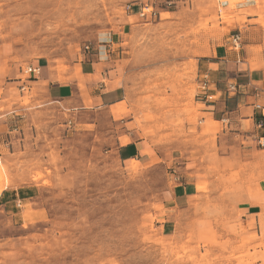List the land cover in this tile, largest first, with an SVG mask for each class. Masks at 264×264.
Wrapping results in <instances>:
<instances>
[{
    "label": "rangeland",
    "instance_id": "rangeland-1",
    "mask_svg": "<svg viewBox=\"0 0 264 264\" xmlns=\"http://www.w3.org/2000/svg\"><path fill=\"white\" fill-rule=\"evenodd\" d=\"M105 37L125 90L119 116L36 89L0 92V192L12 195L0 203V264H264V217L243 216L255 171L211 155L197 114L200 61L230 48L256 67L246 50L263 49L264 0H0V45L21 68L65 71ZM135 139L159 158L119 160L115 146ZM192 157L205 197L165 237L164 192Z\"/></svg>",
    "mask_w": 264,
    "mask_h": 264
},
{
    "label": "crops",
    "instance_id": "crops-1",
    "mask_svg": "<svg viewBox=\"0 0 264 264\" xmlns=\"http://www.w3.org/2000/svg\"><path fill=\"white\" fill-rule=\"evenodd\" d=\"M255 30L249 28L248 34ZM245 41L241 48L252 46ZM115 46L112 38L105 37L91 51L83 52L65 71L50 70L43 60L33 61L28 66L37 67L39 74L26 75L24 79L25 68H21L8 54V48L0 45V92L6 94L13 87H20L21 91L36 89L50 102L82 107L89 103L91 108L99 110L114 108L113 115L119 116L121 108L118 106L125 99V90L118 59L114 55ZM228 50H214L213 55L199 63L203 76L207 75V94L212 98L198 102L197 114L200 129H206V132H202L205 138L214 139L215 147L211 155H217L222 160L235 156L240 164H250V168L254 169L257 178L256 199L244 198L246 207L243 216L245 220L252 217L257 220L261 215L264 217V150L258 145V140L264 138V120H261V127L257 126L260 117L255 110L256 105L264 107V46L256 55L252 50H246L247 58L254 56L257 59L253 69L244 67L247 62ZM234 75L236 79H232ZM233 81H239L236 93L226 94V85ZM113 152L123 162L151 164L159 158L157 149L147 139L118 143ZM190 161L176 167L178 181L173 182L163 195L164 216L158 229L165 237L172 236L184 214L197 207L205 197L198 190V186L205 182L199 172L200 159L194 160L192 157ZM9 191L8 188L1 190L0 203H10L12 195ZM22 194L26 195L24 192Z\"/></svg>",
    "mask_w": 264,
    "mask_h": 264
},
{
    "label": "built area",
    "instance_id": "built-area-1",
    "mask_svg": "<svg viewBox=\"0 0 264 264\" xmlns=\"http://www.w3.org/2000/svg\"><path fill=\"white\" fill-rule=\"evenodd\" d=\"M231 46L234 50H238L240 48V38L239 36H234L231 38ZM84 51L85 52H89L90 51V47L85 46L84 47ZM23 73L27 76L33 74V75H38L39 74V69L37 67H31V66H27L25 68V70L23 71ZM209 88V84H208V78L207 75L203 76V82L200 86V91H201V98H203L204 100H211V96H209L207 94V90ZM237 91V87L235 84L233 83H228L225 87V93L226 94H235ZM255 110L258 112L259 117H260V121H258L257 126L261 127L262 125V121L264 120V107L260 106V105H256L255 106ZM258 145L261 149L264 150V138H260L258 140Z\"/></svg>",
    "mask_w": 264,
    "mask_h": 264
}]
</instances>
